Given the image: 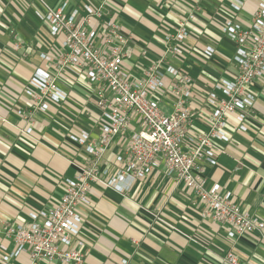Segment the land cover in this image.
Returning <instances> with one entry per match:
<instances>
[{
	"label": "crops",
	"instance_id": "obj_1",
	"mask_svg": "<svg viewBox=\"0 0 264 264\" xmlns=\"http://www.w3.org/2000/svg\"><path fill=\"white\" fill-rule=\"evenodd\" d=\"M42 1L53 8L66 4L68 9L103 4L104 19L113 20L129 37L133 55L125 64L134 76L162 56L164 36L185 22L186 52L166 62L202 89L226 76L229 66L218 54L219 45L224 42L235 52L222 36L219 42V25L229 18L247 26L257 10L252 0H245L238 11H231L229 0ZM35 6L36 0H0V247L5 248H0V257L15 250L4 225L27 222L30 212L55 206L64 193V180L73 179L84 164V153L68 134L85 130L97 137L102 122L85 78L68 68L58 81L66 100L56 106L47 103L46 112L34 115L32 135L23 134L26 124L16 111L28 110V81L36 69L46 68L39 55L49 43L45 26L33 14ZM206 47L215 51L209 60L202 56ZM249 88L255 97L249 129L240 133L229 128L231 142H215L216 166L202 162L201 167L207 189L219 186L241 211L264 221V93L259 82ZM199 130L203 128L196 123L193 131ZM115 152L112 147L106 158ZM90 198L91 208L80 209L86 244L82 264H224L228 252L240 264H264V245L256 235L228 239L224 228L202 217L205 209L196 196L159 171L123 194L94 184ZM7 264H29V259L22 253Z\"/></svg>",
	"mask_w": 264,
	"mask_h": 264
},
{
	"label": "built area",
	"instance_id": "obj_2",
	"mask_svg": "<svg viewBox=\"0 0 264 264\" xmlns=\"http://www.w3.org/2000/svg\"><path fill=\"white\" fill-rule=\"evenodd\" d=\"M244 1L229 0L231 11H238ZM252 1L257 10L247 26L229 18L219 25V34L235 49L233 65L225 77L202 89L166 62L184 56L182 46L189 37L185 22L164 36L162 56L134 76L125 64L133 55L129 37L113 20L104 19L103 4L68 9L66 4L53 8L36 0L33 14L59 53L53 58L47 49L39 55L46 68L36 69L28 81V110L16 111L26 124L23 134L32 135L34 115L46 112L47 103L56 106L66 100L58 81L68 68L85 78L102 122L97 137L85 130L68 134L84 153V164L73 179L64 180V193L55 206L30 212L27 222L4 225L15 250L0 257L1 263L26 253L29 264H82L86 244L80 209L91 208L92 186L100 183L123 194L158 171L196 196L205 209L202 217L224 228L228 239L254 234L264 245V221L241 211L219 186L207 189L201 167L202 162L216 166L215 142L229 144V128L240 133L249 129L255 103L249 87L259 82L264 93V2ZM141 54L146 52L141 49ZM214 54L211 47L202 52L207 60ZM196 123L203 130L193 131ZM112 147L117 152L107 159ZM223 263L240 264L233 252Z\"/></svg>",
	"mask_w": 264,
	"mask_h": 264
},
{
	"label": "rangeland",
	"instance_id": "obj_3",
	"mask_svg": "<svg viewBox=\"0 0 264 264\" xmlns=\"http://www.w3.org/2000/svg\"><path fill=\"white\" fill-rule=\"evenodd\" d=\"M43 26V25H42ZM217 34V33H216ZM217 37H218V39H219V42L221 41V35H219V34H217ZM48 42L49 43H46V44H48L46 47V50L47 49H50V51H51V56L53 57V58H55L56 57V55L59 53V48L57 47V45H54L53 44V41L48 37ZM223 39V38H222ZM229 43V42H228ZM230 44V43H229ZM231 45V44H230ZM45 51V50H44ZM186 52V51H185ZM188 54V53H187ZM190 54V53H189ZM218 54L219 55H222L220 58H221V60H223L226 64H227V66H229V67H232V65H233V62H232V55H233V51L231 50V46H229V45H227V44H225L224 42H222L221 43V45H219V47H218ZM185 56H186V54H185ZM39 61L40 62H42L40 59H39ZM75 71V70H74ZM77 72V71H76ZM88 90V89H87Z\"/></svg>",
	"mask_w": 264,
	"mask_h": 264
}]
</instances>
